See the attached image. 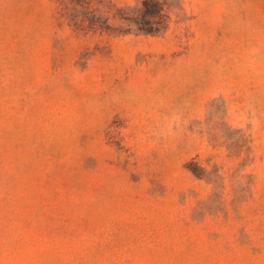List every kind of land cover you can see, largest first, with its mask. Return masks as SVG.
<instances>
[{"label": "rangeland", "instance_id": "obj_1", "mask_svg": "<svg viewBox=\"0 0 264 264\" xmlns=\"http://www.w3.org/2000/svg\"><path fill=\"white\" fill-rule=\"evenodd\" d=\"M0 264H264V0H0Z\"/></svg>", "mask_w": 264, "mask_h": 264}]
</instances>
